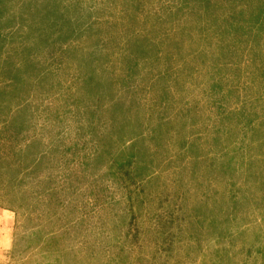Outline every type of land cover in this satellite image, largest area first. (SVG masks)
Returning <instances> with one entry per match:
<instances>
[{"label":"rangeland","instance_id":"374dc122","mask_svg":"<svg viewBox=\"0 0 264 264\" xmlns=\"http://www.w3.org/2000/svg\"><path fill=\"white\" fill-rule=\"evenodd\" d=\"M0 148V264H264V0H0Z\"/></svg>","mask_w":264,"mask_h":264},{"label":"trees","instance_id":"16d2710c","mask_svg":"<svg viewBox=\"0 0 264 264\" xmlns=\"http://www.w3.org/2000/svg\"><path fill=\"white\" fill-rule=\"evenodd\" d=\"M4 142L6 144L10 145L11 148H13L12 147V145L14 144L13 141H7L6 140ZM9 152L11 153L12 151L9 150ZM13 155L14 154L9 155V153L7 151L0 148V197L4 196V199H1L2 201H0V207L7 209V210H12L15 212L14 208L8 206L13 201L15 202V199L13 198V191H12V189H10V188H12L11 185L16 181V179L19 176L20 177L21 176L27 177L29 175L30 169H29V167L22 169V167H13V166L9 165L11 161L10 162H8V161H9L10 157ZM8 157H9V159H8ZM6 164H7V166H5ZM4 178H7V179H4ZM6 182H10L7 184V187H6V188H8V190L3 189L4 186L6 185L5 184ZM9 197H11V198H9Z\"/></svg>","mask_w":264,"mask_h":264}]
</instances>
